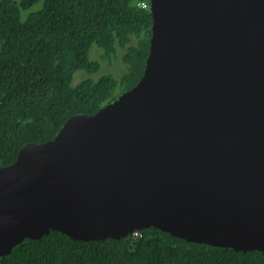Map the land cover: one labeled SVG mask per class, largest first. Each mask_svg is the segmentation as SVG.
Returning a JSON list of instances; mask_svg holds the SVG:
<instances>
[{"label": "water", "instance_id": "water-1", "mask_svg": "<svg viewBox=\"0 0 264 264\" xmlns=\"http://www.w3.org/2000/svg\"><path fill=\"white\" fill-rule=\"evenodd\" d=\"M143 74L0 167V258L156 228L264 255V0H148Z\"/></svg>", "mask_w": 264, "mask_h": 264}, {"label": "trees", "instance_id": "trees-1", "mask_svg": "<svg viewBox=\"0 0 264 264\" xmlns=\"http://www.w3.org/2000/svg\"><path fill=\"white\" fill-rule=\"evenodd\" d=\"M42 1V9L20 12ZM145 3L146 8L139 6ZM152 19L148 0H0V167L27 144L52 140L71 116L95 114L140 80ZM96 45L102 61H91ZM119 58V78H86ZM120 240L77 241L56 231L25 239L0 264H264L257 251L189 243L150 227Z\"/></svg>", "mask_w": 264, "mask_h": 264}, {"label": "rangeland", "instance_id": "rangeland-1", "mask_svg": "<svg viewBox=\"0 0 264 264\" xmlns=\"http://www.w3.org/2000/svg\"><path fill=\"white\" fill-rule=\"evenodd\" d=\"M13 1L18 3L20 0H13ZM41 9H42V1L38 2L33 7L27 10H22L20 12L21 19L25 20L28 14L35 13ZM102 54H103V51L100 50L96 45H93L89 52V59L91 61H98L99 57ZM99 61H102V60L100 59ZM101 65L102 67L99 70V72L91 76H88L86 72L84 71H77L73 76L72 86L77 85L79 82H81L82 80L88 77L93 80H97L100 76H103V75H111L115 78H119L125 72L124 64H122L119 58H113L110 64H108V62L106 61H103L101 62Z\"/></svg>", "mask_w": 264, "mask_h": 264}, {"label": "built area", "instance_id": "built-area-1", "mask_svg": "<svg viewBox=\"0 0 264 264\" xmlns=\"http://www.w3.org/2000/svg\"><path fill=\"white\" fill-rule=\"evenodd\" d=\"M139 6H141L142 8H146V4L145 3H140ZM132 235L135 237L137 235V233L134 232Z\"/></svg>", "mask_w": 264, "mask_h": 264}]
</instances>
